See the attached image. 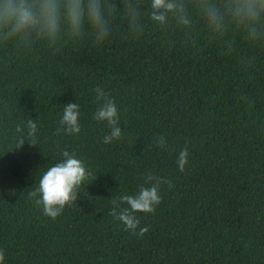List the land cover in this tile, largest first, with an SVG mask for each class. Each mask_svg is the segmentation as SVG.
Instances as JSON below:
<instances>
[{
  "label": "trees",
  "instance_id": "obj_1",
  "mask_svg": "<svg viewBox=\"0 0 264 264\" xmlns=\"http://www.w3.org/2000/svg\"><path fill=\"white\" fill-rule=\"evenodd\" d=\"M55 2L54 38L0 30L4 264H264V9L238 24L233 0H170L175 9L161 24L152 0H97L109 30L97 42L89 0L78 36L68 0ZM97 88L118 108L122 138L109 144L110 127L94 118L103 103ZM70 102L80 108L78 134L60 124ZM64 151L91 175L52 219L29 193ZM148 174L171 187L160 184L154 214L134 213L133 234L109 213L113 201L129 207L119 197L150 186Z\"/></svg>",
  "mask_w": 264,
  "mask_h": 264
},
{
  "label": "clouds",
  "instance_id": "obj_2",
  "mask_svg": "<svg viewBox=\"0 0 264 264\" xmlns=\"http://www.w3.org/2000/svg\"><path fill=\"white\" fill-rule=\"evenodd\" d=\"M152 19L161 24L166 22V14L175 9L170 0H152ZM264 9V0H233L231 14L238 24H249L256 21L261 10ZM66 15L71 32L74 36L80 34L84 8L82 0H68ZM89 22L96 29L97 42L108 35V28L105 25L104 17L97 0H89L87 6ZM210 22L217 28L221 27V18L214 8L208 11ZM58 7L55 0H0V30H5L7 36H16L28 32L31 29L39 31L48 38H54L59 30ZM184 23H187L185 20ZM254 31V29H253ZM97 100L103 103L97 109L94 118L97 121H106L111 129L109 135L103 139V143L109 144L113 140L122 138V131L119 127V114L116 103L109 98L100 88L95 89ZM80 108L77 103H68L64 106L63 116L60 120L61 126L69 134H78L81 131ZM28 135L34 137L37 132V125L28 120ZM21 129L17 128V132ZM59 131V130H58ZM25 143L22 138L19 147ZM36 145L33 140L30 142ZM158 143L165 146L163 136L158 137ZM18 147V148H19ZM64 160L50 167L42 176L39 187L29 193L30 198L35 200L37 205H43L44 214L55 219L60 215L66 205L70 206L79 199L78 188L91 175L86 170L82 161L76 158L75 153L63 152ZM188 162V150L185 148L179 154L177 163L180 171H184ZM146 183L150 186H141L136 195H123L119 200L129 205L126 208H119V204L113 201L115 207L110 215L121 221L126 229L133 234L136 233L140 221L134 214L136 212L155 213L156 206L161 203L159 193L160 184L163 181L159 177L148 174L145 177ZM119 208V211H117ZM148 228H140L139 235L143 236ZM5 253L0 250V264H4Z\"/></svg>",
  "mask_w": 264,
  "mask_h": 264
}]
</instances>
